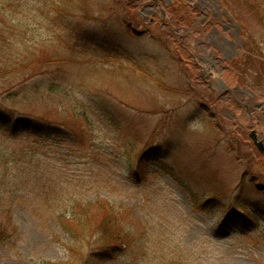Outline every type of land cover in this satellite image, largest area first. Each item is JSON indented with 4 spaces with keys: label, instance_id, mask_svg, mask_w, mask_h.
Listing matches in <instances>:
<instances>
[{
    "label": "rangeland",
    "instance_id": "374dc122",
    "mask_svg": "<svg viewBox=\"0 0 264 264\" xmlns=\"http://www.w3.org/2000/svg\"><path fill=\"white\" fill-rule=\"evenodd\" d=\"M130 1L0 0V111L53 129L0 131V264H264V119L225 88L264 102V0ZM211 35L237 47L203 99Z\"/></svg>",
    "mask_w": 264,
    "mask_h": 264
},
{
    "label": "flooded vegetation",
    "instance_id": "af4514ba",
    "mask_svg": "<svg viewBox=\"0 0 264 264\" xmlns=\"http://www.w3.org/2000/svg\"><path fill=\"white\" fill-rule=\"evenodd\" d=\"M133 0H131L130 2H127L125 6H133ZM165 6H167V9L172 13L173 17L175 15V10H176V6H178L176 4V1L173 0V3L171 4H168V3H165ZM189 20L187 21H182L180 22L179 24L182 25V29L185 30V32H191V27H193L194 25L198 24L199 22L195 21V20H191L190 18H188ZM202 24V31L203 34L206 33V29L207 27L209 26L210 28H213L215 30H217L218 28V24H217V21H209L208 23L207 22H201ZM223 33H226L228 34L229 32H227V29L225 26V23L223 22ZM173 29V30H172ZM190 29V30H189ZM171 30L173 32V35H176L174 31L175 28L174 26H171ZM212 31L213 33L212 34H219L221 35L220 32L218 31ZM178 32V31H177ZM234 34V33H232ZM223 35V34H222ZM232 38H233V35H232ZM235 39V38H233ZM205 40H208L209 43L207 44V50H208V53H210L211 57H208L206 59V62L208 63V66L206 68H201L200 69V78H199V81L196 80V83L195 85H193L191 82H189L190 84V88H191V91L194 92L196 95H199L201 98L205 99L204 98V94L206 93V90H205V86H208V89H210L211 91L215 92L216 90L218 89H223L224 87L222 85H220V82L217 78V76L220 75V72L221 70L219 69V66L222 64H225V61H222V62H219V56H222V57H227L228 55L232 54V53H236V47L237 45H235V42L234 40H228L227 38L225 37H215L214 35H211V36H208V37H205V38H198V41H199V45H201L202 41H205ZM230 62V61H229ZM227 64V63H226ZM214 72V73H213ZM209 78V79H208ZM264 87V85H263ZM217 88V89H216ZM227 88L226 89V92H230L231 96L232 97H235V100L241 104L243 106V108H247L248 107V113L251 115V116H254V115H259V111L262 112V119H264V102H259L257 100V98L260 95V93H256V91L249 87V86H237L236 88H234L233 90H231L230 88H228L227 86L225 87ZM263 97H264V92H263ZM234 100V99H233ZM241 101V102H240ZM218 103V101H217ZM207 105H208V109L209 111H213L214 114L211 115L214 116V119L215 120H220L219 117H221L222 113L220 114L219 111L217 110V107L216 109L212 110L213 106L209 105V102H207ZM207 110V109H206ZM231 120L233 121H237V118H236V114H233ZM240 123V122H238ZM241 125V124H240ZM242 128L245 129V130H248V127L245 126L244 124L242 125ZM252 133H255V137H251V134ZM249 138L250 140L253 142V145H254V148L257 152L261 153V151L259 150V148L256 146L255 144V140H253V138H255L258 142H261L263 143L264 145V135L262 134H259V131L257 130H251L250 133H249Z\"/></svg>",
    "mask_w": 264,
    "mask_h": 264
},
{
    "label": "trees",
    "instance_id": "16d2710c",
    "mask_svg": "<svg viewBox=\"0 0 264 264\" xmlns=\"http://www.w3.org/2000/svg\"><path fill=\"white\" fill-rule=\"evenodd\" d=\"M185 12H187V10L181 11L180 9H176L175 10V15L179 14V16H184ZM190 15V13H189ZM186 19V20H185ZM189 20L188 18H184L183 21H187ZM192 20V19H191ZM193 21V20H192ZM16 115V111L12 110V109H5L3 111H0V121L2 122L3 126H0V131L4 134H6V136L8 135V138L11 139V141L13 142L17 139V134H19V132H24V130H28L30 133H28L29 137H34L36 139L39 138V133L41 134V132L43 131L44 133L53 136L52 134V128L50 127H45L46 129L48 128V130H44L41 122L39 121H34L25 117H21V116H15ZM22 130V131H21ZM31 131H33V135L31 134ZM10 135L13 137L11 138ZM51 139H46L43 141L46 143V141H49ZM54 142L56 140H53ZM3 143L0 142V145H2ZM264 194V192H262ZM213 201L212 199L210 200H205V202H199V204H197V206L199 205V208L204 211L205 209L208 210L209 208V203ZM238 209H242L243 212L241 214H239V210L236 208H233L232 210H229L227 212V214H225L220 222V226L221 227H227L229 225L230 220L233 219H239V217L244 218L245 221L247 222H252V223H257V214L254 210H250L249 207H246L244 205H239L237 206ZM87 212H85L83 215H86ZM80 225L82 227V231L83 233L88 232L90 227L92 226L90 219H88V217H85L84 220H81ZM101 235H108L107 231L101 230ZM78 253V251H76ZM92 259H87L86 261H84V264H92Z\"/></svg>",
    "mask_w": 264,
    "mask_h": 264
},
{
    "label": "water",
    "instance_id": "95a60500",
    "mask_svg": "<svg viewBox=\"0 0 264 264\" xmlns=\"http://www.w3.org/2000/svg\"><path fill=\"white\" fill-rule=\"evenodd\" d=\"M251 137H255V133L251 134ZM253 140H255V144L256 146L259 148V150H261L262 152H264V145L261 142H258L255 138H253ZM260 190H262V187H259Z\"/></svg>",
    "mask_w": 264,
    "mask_h": 264
}]
</instances>
